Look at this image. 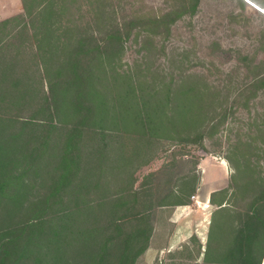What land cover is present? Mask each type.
I'll use <instances>...</instances> for the list:
<instances>
[{
	"label": "trees",
	"instance_id": "obj_1",
	"mask_svg": "<svg viewBox=\"0 0 264 264\" xmlns=\"http://www.w3.org/2000/svg\"><path fill=\"white\" fill-rule=\"evenodd\" d=\"M21 1V12L0 21V264H137L152 210L189 205L196 183L186 175L156 198L157 172H137L163 142L202 147L232 105L217 107L198 81L140 79L122 66L125 44L134 29L169 38L200 0H166V13L98 36L58 33L51 0ZM260 89L264 69L237 95ZM243 156L228 187L210 195L201 264H264V163Z\"/></svg>",
	"mask_w": 264,
	"mask_h": 264
},
{
	"label": "rangeland",
	"instance_id": "obj_2",
	"mask_svg": "<svg viewBox=\"0 0 264 264\" xmlns=\"http://www.w3.org/2000/svg\"><path fill=\"white\" fill-rule=\"evenodd\" d=\"M51 1L58 33L67 26L78 34L96 36L112 25L160 16L172 7L166 0ZM242 1L200 0L195 15L184 16L171 26L169 38L151 41L134 29L125 44L122 66L142 72L137 75L140 79L198 81L210 88L217 107L232 105L226 120L204 138L202 147L163 142L152 162L137 172L138 178L157 172L156 198L178 191L186 175L196 177L189 205L152 210L153 234L137 264H201L198 246L205 245L215 210L209 202L211 193L228 187L240 155L264 163V89L253 96L237 95L264 69V0H248L255 7ZM21 2L0 0V21L21 12ZM62 3L67 5L65 11L59 10ZM19 42L27 59L29 40L23 37Z\"/></svg>",
	"mask_w": 264,
	"mask_h": 264
},
{
	"label": "water",
	"instance_id": "obj_3",
	"mask_svg": "<svg viewBox=\"0 0 264 264\" xmlns=\"http://www.w3.org/2000/svg\"><path fill=\"white\" fill-rule=\"evenodd\" d=\"M247 4H249V5H251V6H253V7H255L254 6V4H252L251 2H249L248 0H244Z\"/></svg>",
	"mask_w": 264,
	"mask_h": 264
},
{
	"label": "crops",
	"instance_id": "obj_4",
	"mask_svg": "<svg viewBox=\"0 0 264 264\" xmlns=\"http://www.w3.org/2000/svg\"><path fill=\"white\" fill-rule=\"evenodd\" d=\"M177 232V231H176ZM174 238H176V236H173ZM173 238H171V240H172Z\"/></svg>",
	"mask_w": 264,
	"mask_h": 264
},
{
	"label": "bare ground",
	"instance_id": "obj_5",
	"mask_svg": "<svg viewBox=\"0 0 264 264\" xmlns=\"http://www.w3.org/2000/svg\"><path fill=\"white\" fill-rule=\"evenodd\" d=\"M208 207V206H207Z\"/></svg>",
	"mask_w": 264,
	"mask_h": 264
}]
</instances>
